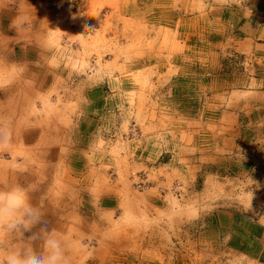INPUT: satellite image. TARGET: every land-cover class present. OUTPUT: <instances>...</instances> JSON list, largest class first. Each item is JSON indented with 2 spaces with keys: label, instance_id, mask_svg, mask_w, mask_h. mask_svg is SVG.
Masks as SVG:
<instances>
[{
  "label": "rangeland",
  "instance_id": "rangeland-1",
  "mask_svg": "<svg viewBox=\"0 0 264 264\" xmlns=\"http://www.w3.org/2000/svg\"><path fill=\"white\" fill-rule=\"evenodd\" d=\"M0 71V188L69 264H264L201 234L264 218V0H0Z\"/></svg>",
  "mask_w": 264,
  "mask_h": 264
},
{
  "label": "clouds",
  "instance_id": "clouds-1",
  "mask_svg": "<svg viewBox=\"0 0 264 264\" xmlns=\"http://www.w3.org/2000/svg\"><path fill=\"white\" fill-rule=\"evenodd\" d=\"M8 136L0 133V141ZM29 186L0 188V236L14 237L5 244L0 239V264H69L68 244L51 227L40 204H34ZM121 219L139 222L141 217L124 209Z\"/></svg>",
  "mask_w": 264,
  "mask_h": 264
},
{
  "label": "crops",
  "instance_id": "crops-1",
  "mask_svg": "<svg viewBox=\"0 0 264 264\" xmlns=\"http://www.w3.org/2000/svg\"><path fill=\"white\" fill-rule=\"evenodd\" d=\"M34 55L38 57L39 52H35ZM18 57L21 62L27 59L23 54ZM52 57L50 55L51 60ZM5 67L1 70H7L8 66ZM1 74L0 71V78ZM32 77L36 78V74H32L29 79ZM262 81L264 83V80ZM259 96L264 105V92L260 91ZM150 149L151 153L155 150L154 146ZM201 234H204L206 245L212 252L216 250L219 255L228 252L236 257L264 263V218L248 217L234 210L218 211L212 218L210 226Z\"/></svg>",
  "mask_w": 264,
  "mask_h": 264
}]
</instances>
